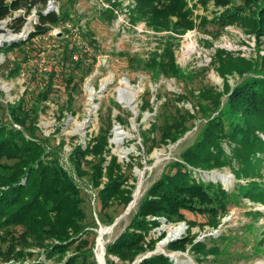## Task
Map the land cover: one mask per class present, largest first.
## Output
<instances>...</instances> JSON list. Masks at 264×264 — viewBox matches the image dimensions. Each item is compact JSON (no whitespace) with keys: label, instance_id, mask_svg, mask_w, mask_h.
Returning <instances> with one entry per match:
<instances>
[{"label":"trees","instance_id":"obj_1","mask_svg":"<svg viewBox=\"0 0 264 264\" xmlns=\"http://www.w3.org/2000/svg\"><path fill=\"white\" fill-rule=\"evenodd\" d=\"M136 1L138 4L133 18L145 20L157 32L172 30L183 34L197 24L192 18L194 9L186 0ZM47 2L48 0H0V23L11 18L8 27L14 32L23 30L27 17L34 8L37 9L39 17L35 29L27 38L5 43L0 46V52L25 50L26 44L31 43L34 38L72 21L70 14L65 11H45ZM199 2L205 8L210 2L221 8L211 20L218 23L221 29L239 24L247 32L264 36V0ZM22 9L24 13L15 14ZM104 12L109 20L114 18L113 9H105ZM200 19L202 25L209 22L206 16H201ZM73 26L75 27L74 24ZM67 31L69 34L72 32L69 28ZM174 38L168 35L163 52L151 56L144 67L153 79L173 76L192 82L196 79V73L188 71L177 62L173 49ZM91 41L97 42L92 36ZM63 42V51L60 52L62 66L65 67L68 63L84 70L91 65L90 59L96 61L97 56L81 50L79 44L70 43L68 39ZM75 52L80 53L78 60L73 58ZM21 62L22 60L18 61L15 57L10 72H19L23 67ZM214 64L225 80L223 91L209 86L199 89L196 94L195 90L190 89L189 92L196 99L195 112L177 107L167 118L161 136L164 144L177 142L196 126L195 121L202 122L198 126L199 131L194 142L181 153V160L171 163L174 171L167 168L163 170L161 177L141 199L127 228L107 246L109 263L112 258L133 263L148 250H154L157 240L148 237L154 228L161 225L160 218L167 222L185 221L189 226L187 235L169 243L170 250L186 251L190 247L198 262H215L222 255H229V241L224 249L218 246L219 241L229 240L226 236L218 239L210 236L213 244L211 246L206 242L207 238L197 240V236L192 233L197 222L187 219L184 213L187 210L208 216V224L212 228H218L222 218L229 213V202L233 195L229 194L222 183L202 176L197 177V169L230 167L237 179L248 180L244 197L264 204V139L260 135L264 134V55L250 59L218 49ZM87 70L90 72L91 69ZM235 74L241 80L231 85L229 77ZM43 75L44 83H41L31 108L27 107L26 96L23 95L15 103L7 104L5 112L0 114V257L8 260L33 256L28 248L46 246L47 240H58V244L47 248L48 257L58 256V263L61 264H98L93 252L97 232L93 229L87 230L85 237H79L90 224L96 226L94 218L92 222L87 221L88 214L83 207V189L55 156L58 155L59 147L51 145L49 138L38 134V118L47 107L45 102L54 92L58 71L52 68ZM69 80L72 82L73 78ZM225 95L228 96L224 100ZM187 98V95H179L178 101ZM72 102L73 97L70 96L69 106ZM167 104H164V108ZM146 108L153 109L150 98L147 99ZM112 127L111 120L102 125L99 134L87 147L77 145L70 156L78 175H89L95 187H100L104 177L108 179L97 193L101 212L114 202L127 208L134 198L135 186L125 185L128 179L124 173V165L109 148ZM156 129L157 125L152 123L150 129L143 130L146 133L143 134L145 145L156 140ZM225 144L230 147V153ZM155 148L156 145L153 144L150 152ZM107 161L109 163L104 165ZM86 166L91 167L92 171L88 172ZM251 213L257 220L264 217V211L259 209L252 210ZM17 227H22L23 231L15 237ZM248 229L254 230V225H250ZM256 241L254 253L262 254L264 230L263 236H258ZM7 242H10L8 248L3 249L2 244ZM69 251H72V255L66 258L65 254ZM138 264L174 262L169 255L159 253L143 258Z\"/></svg>","mask_w":264,"mask_h":264},{"label":"rangeland","instance_id":"obj_2","mask_svg":"<svg viewBox=\"0 0 264 264\" xmlns=\"http://www.w3.org/2000/svg\"><path fill=\"white\" fill-rule=\"evenodd\" d=\"M108 1L109 7L105 6ZM186 1L194 9L192 18L197 24L193 29L179 34L172 30L157 32L145 20H135L133 15L138 4L136 0H116L117 3L113 0H57L56 12L65 11L70 14L72 21L58 25L47 34L34 38L31 43L26 44L25 50L0 52V114L5 112L7 104L15 103L23 95L26 96L27 107L31 108L41 83H44L43 73H48L52 68L58 71L54 92L45 102L47 107L38 118V134L49 138L48 142H51V145L59 147L58 155L55 154V156L83 189L82 194L85 199L83 207L88 214L87 221L96 220V226L90 224L79 237H85V232L91 229L97 232L98 237L102 227H113L112 231L105 236L106 264H138L137 261L159 253L169 255L174 264H264V252L256 255L253 250L258 236L259 238L263 236L264 217L261 216L257 220L251 213L256 209L264 211V204L255 203L244 197L248 180L237 179L230 167L195 171L197 177L202 176L222 183L229 194L234 196L229 202V213L222 218L218 228H212L208 224V216L184 211L187 219L197 222L192 229L197 240L207 238L206 242L211 246L213 244L210 236L217 239L226 236L229 240L219 241L218 246L224 249L229 241L227 251L229 255H222L220 260L215 262L211 260L198 262L190 247L186 251L170 250L169 243L187 235L189 226L185 224V221L167 222L164 218H160L161 225L154 228L148 237V239L157 240L154 250H148L133 263L118 258H112V262L109 263L107 246L127 228L138 210L141 199L151 185L161 177L163 170L167 168L169 171H174L171 163L181 160V153L194 142L199 131L198 126L202 122L195 121L196 126L177 142L164 144L161 142V136L167 118L177 107L195 112L196 99L189 92L190 89L195 90L196 94L199 93V89L209 86L223 91L225 80L214 64L217 50L224 49L234 56H245L250 59L264 55V36L247 32L239 24H232L221 29L218 23L211 21L216 11L221 9L216 7L214 2H210L205 8L199 0ZM112 3H115L114 6ZM47 8L44 10L46 11ZM105 9L114 10L112 20L107 18ZM20 13H24V10L17 11L15 14ZM201 16H206L209 22L205 25L200 24ZM10 20L11 18H6L0 23V44L27 38L35 29L39 17L37 9L34 8L21 32H14L8 27ZM69 23L75 25L74 32L72 31L71 34L67 31ZM13 33H21V35L18 38L2 41V37L6 38ZM168 35L175 37L173 49L177 62L188 71L196 73L194 81H182L173 76L153 79L151 73L145 69V63L151 56L163 52ZM91 36L97 41L96 43H92ZM66 39L70 43L79 44L81 50L93 53L97 56L96 61L93 62L90 59V67L88 65L84 70L68 63L65 67L62 66L61 53L64 47L63 41ZM78 54L80 57L79 52ZM15 57L18 61L22 60L23 67L19 72H10L13 69ZM43 58L49 67L47 72L42 71L39 65L40 59ZM88 68L91 69L90 72ZM71 77L72 82L69 80ZM240 80L237 74L229 77L231 85H235ZM179 95H187L188 98L178 101ZM70 96L73 97V102L69 106ZM227 96L225 95L223 99L225 100ZM149 98L153 103V109L146 108ZM165 103L168 104L164 108ZM110 120L113 127L109 138V148L124 165V173L128 179L125 185L135 186L133 197L140 180H143L138 205L131 213L123 217L121 215L127 208L117 202L104 211H100L97 193L105 186L108 179L104 177L100 187H95L89 175L85 177L78 175L70 157L77 145L87 147L99 134L101 126L106 125ZM152 123L157 125L156 140L145 145L143 134L146 133H143V130L150 129ZM260 135L264 139V134L260 133ZM153 144L156 148L150 152ZM225 148L229 153L231 152L227 144ZM88 158L92 159V156L88 155ZM108 163L109 161L104 165ZM86 167L88 172L92 171L91 167ZM224 174L232 175V182L226 184L221 177ZM180 224L186 225V231L179 237L168 238L170 229ZM250 225H254V230L248 229ZM22 231V227H17L15 237H18ZM97 237L93 252L96 261L101 264L97 254ZM46 242V246L28 248L33 256L8 260L0 257V264H35L37 262L61 264L58 263V256H47V248L58 244L59 241L47 240ZM9 243H3L2 248H8ZM71 255L72 251H69L65 257L68 258Z\"/></svg>","mask_w":264,"mask_h":264},{"label":"bare ground","instance_id":"obj_3","mask_svg":"<svg viewBox=\"0 0 264 264\" xmlns=\"http://www.w3.org/2000/svg\"><path fill=\"white\" fill-rule=\"evenodd\" d=\"M21 33H13L10 34L9 36L2 37V41L7 40V39H13V38H18L20 37ZM222 179L225 181V183H230L232 182V175L230 174H224L221 176ZM142 187H143V180L141 179L138 187L135 191L134 194V199L129 207V209L126 212V215L131 213L134 208L138 205L141 193H142ZM113 227H102L99 231L98 237H97V247H98V258L101 264H106L105 261V236L106 234L110 233L112 231ZM186 225L185 224H180L179 226L175 227V228H171L170 229V233H169V237L168 238H176L179 237L181 234H183L186 231ZM173 257H175V255H173Z\"/></svg>","mask_w":264,"mask_h":264},{"label":"built area","instance_id":"obj_4","mask_svg":"<svg viewBox=\"0 0 264 264\" xmlns=\"http://www.w3.org/2000/svg\"><path fill=\"white\" fill-rule=\"evenodd\" d=\"M101 1H103V0H101ZM113 2L117 3L116 0H113ZM115 3H112V6H114ZM57 6H58L57 5V0H48L47 5H46V7H48L47 11H49V10H55L56 11V9H58ZM105 6L109 7L110 6V2L108 1L107 5H105ZM68 28L71 29L74 32L75 27L73 25H70V23L68 24ZM73 58H74V60H78L79 59L78 52L74 53ZM39 65H40L42 71H46L47 72V70H49L48 64H47V62H46V60L44 58L40 59ZM48 72H50V71H48Z\"/></svg>","mask_w":264,"mask_h":264},{"label":"water","instance_id":"obj_5","mask_svg":"<svg viewBox=\"0 0 264 264\" xmlns=\"http://www.w3.org/2000/svg\"><path fill=\"white\" fill-rule=\"evenodd\" d=\"M4 44H5V43H2V44H0V46H3ZM132 201H133V200H132ZM132 201H131V203H132ZM131 203H130L129 206L127 207L126 212H127V210L129 209ZM126 212H125L123 215H121V217H123V216L126 214ZM185 224H186V222H185ZM137 262H139V261H137ZM136 264H137V263H136Z\"/></svg>","mask_w":264,"mask_h":264}]
</instances>
